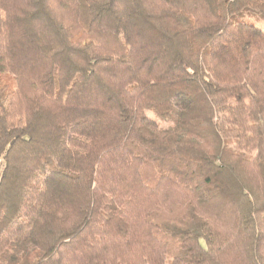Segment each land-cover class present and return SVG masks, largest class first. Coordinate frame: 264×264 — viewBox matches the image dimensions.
<instances>
[{"label": "trees", "instance_id": "16d2710c", "mask_svg": "<svg viewBox=\"0 0 264 264\" xmlns=\"http://www.w3.org/2000/svg\"><path fill=\"white\" fill-rule=\"evenodd\" d=\"M244 12L264 0H0V264H264Z\"/></svg>", "mask_w": 264, "mask_h": 264}, {"label": "rangeland", "instance_id": "374dc122", "mask_svg": "<svg viewBox=\"0 0 264 264\" xmlns=\"http://www.w3.org/2000/svg\"><path fill=\"white\" fill-rule=\"evenodd\" d=\"M238 19L254 25L256 28L264 32V19L260 15L252 12H244L239 16ZM149 115L153 117L152 114ZM162 127L168 128V125L162 124Z\"/></svg>", "mask_w": 264, "mask_h": 264}]
</instances>
